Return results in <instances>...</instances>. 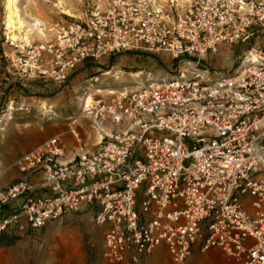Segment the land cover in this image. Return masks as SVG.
<instances>
[{"label":"built area","instance_id":"obj_1","mask_svg":"<svg viewBox=\"0 0 264 264\" xmlns=\"http://www.w3.org/2000/svg\"><path fill=\"white\" fill-rule=\"evenodd\" d=\"M219 46L240 48L232 68L212 66ZM30 52L37 74L60 83L85 60L125 52L168 54L176 67L84 101L94 144L73 122L69 156L62 134L22 153V177L0 190V208L23 202L0 215V235L40 230L86 206L104 227L110 264H137L160 246L174 264L195 246L264 264V0H109Z\"/></svg>","mask_w":264,"mask_h":264},{"label":"rangeland","instance_id":"obj_2","mask_svg":"<svg viewBox=\"0 0 264 264\" xmlns=\"http://www.w3.org/2000/svg\"><path fill=\"white\" fill-rule=\"evenodd\" d=\"M5 3L0 0V190L20 180L15 161L22 153L68 132L73 122L83 140L97 142L93 121L82 112L86 97L97 99L120 86L145 84L146 78L159 79L176 67L168 54L125 52L85 60L60 83L37 74L30 51L36 45L56 44L62 27L94 9L105 10L109 0H17L22 24L13 30L6 28ZM239 49L219 46L211 56L214 69L232 68ZM102 127L109 132L112 126L108 121ZM102 232L92 220L67 214L40 230L5 233L0 235V264H99Z\"/></svg>","mask_w":264,"mask_h":264},{"label":"crops","instance_id":"obj_3","mask_svg":"<svg viewBox=\"0 0 264 264\" xmlns=\"http://www.w3.org/2000/svg\"><path fill=\"white\" fill-rule=\"evenodd\" d=\"M108 130L111 131L112 127H110ZM58 134L63 135V138H64V140L68 146V151H67L66 155L69 156L71 149L74 148V140L68 132L64 131V132H60ZM89 139H90V137L87 138V140L84 139V141L88 142ZM37 145L29 147L28 150L37 146ZM17 175H18L17 177H19V179H21V177H22L21 174H17ZM32 183L37 185V187H38L39 183H40V177L34 176L32 178ZM11 184L5 186L4 188L10 186ZM44 192L45 191H43V190H38V193L42 194ZM242 201L245 204V206L247 207L248 211H251L252 209H251L250 204H249L250 198L247 196L242 197ZM22 202H23V198H19L17 200L10 202L8 205L0 208V215L3 213L12 212L13 210L20 207ZM69 214L72 218L75 217V218H79V219L92 220L90 212L88 211V208L86 206H83L80 210H78L76 212L69 213ZM98 228H100L101 230H104V227H102V226H98ZM99 260H100L99 264H110L107 261H105L104 259H99ZM116 264H133V263H131L129 260H126L124 262L116 263ZM137 264H174V263L171 261L170 256H169L166 248L164 246H160V247H157L150 256L143 257L140 260V262ZM183 264H234V261L230 258H227L226 255L221 250H219L217 248H212L206 252H201L199 250V248L197 246H195L193 248L192 254Z\"/></svg>","mask_w":264,"mask_h":264},{"label":"bare ground","instance_id":"obj_4","mask_svg":"<svg viewBox=\"0 0 264 264\" xmlns=\"http://www.w3.org/2000/svg\"><path fill=\"white\" fill-rule=\"evenodd\" d=\"M16 1L17 0H6V3H5V7L7 10L6 28L8 30L16 29L17 28L16 23L22 24V21L19 19V13H18V8H17L18 6H16ZM89 98L90 97H86L84 101L88 103L90 101Z\"/></svg>","mask_w":264,"mask_h":264}]
</instances>
